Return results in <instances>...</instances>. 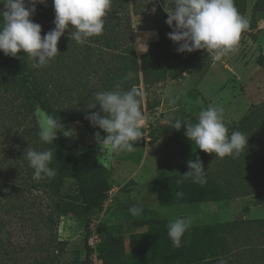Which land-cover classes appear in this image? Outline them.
Returning <instances> with one entry per match:
<instances>
[{
    "label": "trees",
    "instance_id": "16d2710c",
    "mask_svg": "<svg viewBox=\"0 0 264 264\" xmlns=\"http://www.w3.org/2000/svg\"><path fill=\"white\" fill-rule=\"evenodd\" d=\"M162 1L165 0L145 4L147 0H112L101 35L89 37L81 44L71 38L70 25L58 42L60 54L39 69L32 67L34 61L23 51L17 57L0 51V264H20L22 257L26 264H62L67 242L57 235L61 219L87 217L93 210L103 208L111 189L112 171L95 157L72 150L60 133L51 145L41 141L37 110L41 108L46 114L60 117L64 126L81 123L94 139L96 132L103 137L107 134L85 117L101 111L99 104L91 108L97 103L94 97L98 91L113 90L120 83L124 90L133 86L142 90V110L153 112L160 104L152 98L153 89L167 78L179 57L188 55L187 51L179 53V45L168 38L173 29L162 21ZM153 5L157 9L154 27L159 41L152 42L149 52L139 56L132 17L147 13ZM36 9L32 19L42 25L43 37L55 27L53 0L38 3ZM258 64L264 67L263 56ZM129 71L135 73V78L125 80ZM148 126L150 129L152 124ZM168 126L169 123L157 125L150 130L142 127L143 137L134 147L157 143L170 131ZM254 129L262 135L255 141L248 137L239 156L217 157L227 164H222L224 175L218 171L207 173L204 185L193 183L190 177L183 178L185 173L151 182L149 189L158 193L159 205L212 203L251 195L260 196L264 202V104L245 116L236 131ZM29 146L37 151L54 150L50 164L56 170L54 178L33 179L34 169L23 156ZM207 156L215 158V154ZM241 156L245 157L244 162ZM69 180L73 181L71 194L64 191ZM18 221L43 224L47 236L15 244L13 225ZM168 224L167 219L154 220L144 224L146 232L131 234L129 242L131 253L137 257L135 264H219L221 259L226 264H241L235 259L239 252L234 250L244 248L245 253L254 254L256 235L264 239V219H242L190 227L182 238L183 246L176 248L168 237ZM90 227L85 244L86 264H91ZM99 235L102 264H126L124 238L114 234L103 236L100 228ZM28 250L30 254L26 253Z\"/></svg>",
    "mask_w": 264,
    "mask_h": 264
},
{
    "label": "rangeland",
    "instance_id": "374dc122",
    "mask_svg": "<svg viewBox=\"0 0 264 264\" xmlns=\"http://www.w3.org/2000/svg\"><path fill=\"white\" fill-rule=\"evenodd\" d=\"M154 1L158 0H147L145 4ZM234 3L249 22L248 28L241 34L236 50L219 59H214L213 51L203 49L188 52L185 58L179 57L167 78L153 89L152 98L160 104L153 112L145 113L147 119L143 127L150 130L153 126L166 125L170 120L177 118L195 124L198 122L200 111L206 109L209 104H215L223 108L224 123L230 135L237 130L245 116L264 104V67L258 64V59L264 57V0H234ZM161 5L162 21L165 22V1H162ZM167 6H172V0H167ZM156 13L157 9L153 5L147 13L132 17L139 56L149 52L152 42L159 41L154 27ZM177 96L180 97L177 103L170 104V99ZM41 113L44 111L39 108L38 120ZM149 123L152 124L150 129ZM65 129L72 131L73 135L69 133L71 136H64L62 132L58 133L66 139L68 146L82 156L90 155L98 159L112 171V177L111 189L102 209L93 210L87 217L67 216L61 219L57 235L61 241L67 242L61 258L62 264H86L85 244L90 225H99L100 234L103 236H122L125 240L123 260L126 264H135L137 257L131 253L129 237L131 234L146 232L147 227L144 224L151 221H174L187 215L191 219V226L195 227L242 219H264V202L260 201L261 197L258 195L193 205H159L158 193L150 190L149 184L187 173L188 161H195L197 156L203 161L204 168L210 175L217 171L220 175L225 174L222 164L226 162H219L217 157L211 159L206 152L199 150L185 136L183 127L179 131L171 127L157 143L135 148L131 153L120 154L101 153L97 140L79 122L66 125ZM243 133L247 137L252 136L253 141L262 135L256 129L252 132L245 130ZM147 134L146 130L144 136ZM240 159L245 161L244 156ZM64 191L73 193L72 180L66 182ZM133 205L143 208V213L139 216L131 215L129 209ZM34 211L38 214L36 209ZM40 225L37 221L33 224L22 221L14 224L15 244L30 240L35 242L37 238L46 237V230L42 227L44 225ZM256 239L254 254L245 253L244 248L234 250L239 252L235 259L241 264H264V239L259 234ZM26 253L30 254L31 251ZM22 259L24 260L23 257ZM23 260L19 263L26 264Z\"/></svg>",
    "mask_w": 264,
    "mask_h": 264
},
{
    "label": "clouds",
    "instance_id": "9594fccd",
    "mask_svg": "<svg viewBox=\"0 0 264 264\" xmlns=\"http://www.w3.org/2000/svg\"><path fill=\"white\" fill-rule=\"evenodd\" d=\"M47 0H0V51L6 56L17 57L23 51L31 60L32 67H45L59 53L58 42L71 25V38L83 44L92 36L101 35L105 27V16L111 8L112 0H53L55 10L54 29L41 35L42 25L33 21L38 3L46 4ZM155 11V9H153ZM166 24L173 29L168 38L178 44L179 53L196 50L213 51L214 59L235 51L239 45L241 34L249 22L236 8L234 0H172L167 6ZM73 29L75 31H73ZM147 48V47H146ZM135 73L129 71L125 80L134 79ZM144 92L133 86L124 90L117 83L113 90L98 91L97 101L91 108L100 105L101 111L86 115L93 127L105 132L95 133L101 153H131L134 144L143 137L142 127L147 119L142 110ZM179 96L170 99L175 105ZM169 126L179 131L183 127L185 136L202 150L215 157L239 156L248 144L249 138L240 131L229 130L224 123L223 108L209 104L201 110L198 122L182 121L177 118L169 121ZM58 132L71 136L73 132L66 130L60 117L41 113L39 118V137L47 144L58 139ZM69 133H72L71 135ZM52 148L37 151L31 146L25 149L24 155L31 168L34 169L33 179L54 178L56 170L50 167L53 160ZM189 171L183 178H191L193 183H207V171L203 161H188ZM182 182L178 181V183ZM178 195L182 196V193ZM143 208L133 205L129 212L133 216L143 213ZM191 227V219L178 217L168 224V237L173 247H182V238ZM219 264H226L221 259Z\"/></svg>",
    "mask_w": 264,
    "mask_h": 264
},
{
    "label": "built area",
    "instance_id": "2783aa9c",
    "mask_svg": "<svg viewBox=\"0 0 264 264\" xmlns=\"http://www.w3.org/2000/svg\"><path fill=\"white\" fill-rule=\"evenodd\" d=\"M99 225H92L91 227V236L89 240L90 247L92 249V253L90 256L91 264H102L99 254H98V245L101 242V237L99 235Z\"/></svg>",
    "mask_w": 264,
    "mask_h": 264
},
{
    "label": "crops",
    "instance_id": "0c3cea01",
    "mask_svg": "<svg viewBox=\"0 0 264 264\" xmlns=\"http://www.w3.org/2000/svg\"><path fill=\"white\" fill-rule=\"evenodd\" d=\"M186 217H188V218H189V216H187V215H186ZM169 222H172V220L170 219V220H169ZM191 227H193V226H191ZM142 228H143V227H142Z\"/></svg>",
    "mask_w": 264,
    "mask_h": 264
}]
</instances>
